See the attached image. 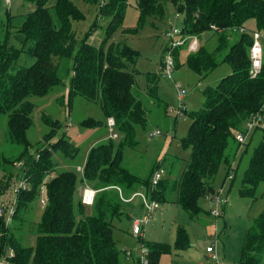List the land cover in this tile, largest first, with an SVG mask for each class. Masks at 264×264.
<instances>
[{"label":"trees","instance_id":"1","mask_svg":"<svg viewBox=\"0 0 264 264\" xmlns=\"http://www.w3.org/2000/svg\"><path fill=\"white\" fill-rule=\"evenodd\" d=\"M24 1L31 2L34 9L25 13L17 24L16 45L9 40L11 22L5 23V28L0 23V116L7 117L10 142L23 148L13 160L0 154V197L20 178L26 179L29 188L18 193L12 223L5 226L0 217V255L11 250L10 264H121L112 218H130L134 203L122 201L114 186L124 197L143 190L159 205L172 200L194 218L201 212L200 197L213 192L212 183L222 162L228 165L227 176L234 172L232 163L240 144L235 139L236 133L246 132L245 124L253 115L264 124V0H136V27L125 31L134 33L148 20L152 23L162 20L165 4L170 1L177 13L183 15L182 32L194 36L206 31L216 34L214 46L199 45L194 53L188 54L186 66L203 77L222 63L231 68L216 85L203 89L202 106L188 114L190 124L181 139V144L190 148L184 168L175 178L168 171L153 189L150 178L158 163L146 177L123 165L125 150L138 143L137 128L144 129L147 124L146 106L134 88L136 71L130 69L139 53L124 42L106 46L112 32L123 25L127 0H82L97 6L95 20L82 39H77L72 27L73 21L84 19L76 0H56L52 4V0ZM99 18L107 19V25L101 44L95 46L87 37ZM250 18L255 19L256 30L263 37L262 66L254 78L249 75L252 40L249 33L239 31ZM24 57L33 61L20 64ZM177 59L176 51V64ZM69 61V97L78 95L97 103L105 120L109 116L115 119L119 133L117 140L107 138L93 144L85 156L79 181L99 190L91 206L74 199L78 184L75 171L63 169L54 173V152L71 157L78 150L65 132L49 143L61 126L59 120L42 115L43 122L51 128L44 135L49 146L37 148L35 157L27 153L30 146L27 131L32 125L35 107L31 97H44L54 86L63 85L58 70ZM158 78L157 74L147 72L146 89L161 106ZM163 111H167L166 102ZM98 124L100 121L93 118L82 121L87 127ZM254 130L253 133L260 131L261 138L252 149L238 187L240 196L253 200L258 187L264 185V126ZM231 147L233 151L227 153ZM245 148L246 152L248 147ZM16 162L21 166L14 172L12 166ZM49 174L52 176L45 182L46 201L36 227L35 244L23 245L16 238V230ZM236 176V173L232 176V182ZM261 197L264 199V188ZM142 237L137 239L148 250L149 264H158L160 256L170 252L169 245ZM174 243L177 250L189 246L184 228L177 230ZM135 264H138L136 259ZM239 264H264V206L246 231Z\"/></svg>","mask_w":264,"mask_h":264},{"label":"rangeland","instance_id":"2","mask_svg":"<svg viewBox=\"0 0 264 264\" xmlns=\"http://www.w3.org/2000/svg\"><path fill=\"white\" fill-rule=\"evenodd\" d=\"M55 1L52 0L51 4ZM127 2L123 25L112 32L106 46L111 42H124L138 51L139 55L135 65H130V69L134 68L136 71L134 88L146 106L147 124L144 129L137 128L136 138L138 143L135 147L125 150L123 165L131 172L146 177L151 167L158 163L161 164L166 173L171 171V178H175L184 168L190 154V148L181 144V139L185 136L190 124L188 114L202 106L203 96L201 93L203 89L207 86L216 85L222 77L231 72V68L228 64L222 63L203 77L186 66L185 60L190 52L185 46L173 49L172 55L174 58L176 51L177 56L180 55L174 69V78L186 89L183 101L180 103L173 88V83L163 77L159 64L161 56L168 48L169 40L166 37V32H170L174 28L181 31L183 15L177 13L174 4L168 1L165 4V15L162 20H156L153 23L148 20L142 28L132 33L125 31V29L136 27L138 12L136 0H127ZM75 3L83 13L84 19L73 21L72 27L77 39H82L95 20L97 6L86 4L82 0H76ZM33 9L34 5L28 1L12 0L8 4L6 0H0L1 27L5 28V23L8 25V21L12 24L9 38L11 44H17L14 33L22 16ZM106 25L107 19H97L94 28L87 37V41L92 45L99 46L104 38ZM243 28L249 34L256 31L255 19L246 20ZM232 34L235 36L236 33ZM196 37L201 44L206 45L208 48H212L216 43V34L212 31L203 32ZM261 42H263V37ZM32 61L31 58L24 57L20 64H30ZM70 69L71 61L68 62L67 66L61 64L58 73L63 79V85L54 86L44 97H31L35 107L32 112V125L27 131V138L30 141L27 153L35 157L37 148L49 146L44 140V135L51 128L43 122L42 115L46 114L54 120H59L61 126L49 140V143H53L62 132H65L67 138L78 147V150L71 157H64L60 152H54L52 154V158L56 163L54 173L63 169L77 173L78 184L74 199L78 200L80 198L79 188L81 182L76 167L83 166L86 152L90 146L105 139L107 127L105 117L97 103L88 101L78 95L72 99L69 97ZM147 72L159 76L158 94L162 99L161 106H158L156 100H153L147 94L145 77ZM165 102L168 105L167 111L164 113L163 105ZM179 104L182 106L180 113L178 112ZM88 118L99 120L100 124L90 127L83 126L82 121ZM6 120L7 117L2 114L0 116V154L13 160L23 148L22 145L10 142ZM153 131H159L160 134L151 136ZM260 138L261 133L257 131L253 133L251 139L249 136L246 142L239 144L237 155L232 163L234 168L232 176L235 173L237 174L233 182L227 176L228 165L222 162L212 183L213 192H207L198 201L201 212L196 217L190 218L187 212L172 200L159 205L158 210L146 225L142 237L149 242H160L169 245L170 252L162 254L158 264H239L246 231L264 206V199L261 197L263 184L258 187L255 200L238 194L240 175L248 163L253 147ZM246 146L248 150L245 152ZM232 148H229L226 152L231 153ZM17 163L19 162L12 166L14 172H17V169L21 166ZM52 174L46 175L37 198L31 202L28 213L16 230V238L23 245L34 246L35 244L36 227L45 206L42 203V200L46 199L45 182L51 178ZM8 196L9 190L0 197V201ZM217 196L221 200L218 207ZM172 197H174V194ZM136 205H138L137 201ZM131 209L133 214L131 217H139L143 214L140 206ZM87 210L89 211V208L86 207L85 214H87ZM131 217L128 219L125 217L112 218L113 235L117 248L120 250L121 264H127L123 259L127 250L132 249L134 256H140L141 242L131 235ZM179 228H184L189 238V246L183 250H177L174 243ZM208 246L214 248V253L209 254L206 251ZM210 255H215L214 259H211Z\"/></svg>","mask_w":264,"mask_h":264},{"label":"built area","instance_id":"3","mask_svg":"<svg viewBox=\"0 0 264 264\" xmlns=\"http://www.w3.org/2000/svg\"><path fill=\"white\" fill-rule=\"evenodd\" d=\"M12 0H6V2L9 4ZM211 29H214V26H211ZM239 31L241 33H247L245 32L244 28H239ZM252 37V44L249 49V57H250V69H249V75L251 78H254L257 76V74L261 70L262 66V58H263V51H262V34L259 31H254L250 33ZM166 37L169 40L168 42V48L163 53L161 62H160V70L162 71V75L164 78L170 80L173 83V88L176 92L177 99L180 103H182L183 98L185 96L186 89L185 87H182L181 84H179L174 79V69L175 66V60L173 57V49L180 48L182 46H185L186 49L190 53H194L198 47H199V40L194 35H188L185 34L182 31H179L178 29L174 28L170 32H166ZM182 109V106L179 104L178 106V112L180 113ZM105 125L107 127V138L112 140H117L119 138V133L117 132L115 128V119L112 116H109L105 120ZM263 127L264 124L260 122L258 119V116L253 115L251 119H249L245 124V130L246 132L243 134L241 132L236 133L235 139L240 143H244L247 141L250 133L256 128V127ZM160 134L159 131H153L151 136ZM76 171L79 172L81 175L83 172V166H77ZM166 171L165 169L159 164L158 167H156L152 174H151V188H155L159 181L165 176ZM228 178H232V174L228 175ZM79 188V200L81 203L85 206H91L94 202V198L96 193L99 191L98 189H95L94 187L90 186L88 183L84 182L80 184ZM113 188V186H111ZM116 189H118L120 198L124 202H134L139 201V205L142 209V213L139 217L132 216V228H131V234L138 238L142 237L144 235L145 227L150 222L153 214L158 210L159 203H157L155 200H152L143 190H138L130 194L128 197H124L122 195V192L120 189L116 186H114ZM29 183L26 181L25 178H20L13 182L11 185V188L9 190V196L5 199V197L0 201V217L3 220V223L5 226H9L12 223L13 217L16 212V206H17V196L18 193L23 190H28ZM46 199L42 200V203L45 204ZM217 201V207L221 203L220 197H216ZM133 215V214H131ZM206 251L209 254L214 253V248L212 246H208L206 248ZM140 256L137 257L135 255V259L138 264H149L148 259V250L145 246L141 244L139 249ZM126 257H131L133 255L132 250L125 251ZM13 256V252L11 250L5 251L3 254L0 255V264H10V258ZM215 255H210L211 259H214Z\"/></svg>","mask_w":264,"mask_h":264},{"label":"crops","instance_id":"4","mask_svg":"<svg viewBox=\"0 0 264 264\" xmlns=\"http://www.w3.org/2000/svg\"><path fill=\"white\" fill-rule=\"evenodd\" d=\"M200 43V45H201V42H199ZM180 56V55H179ZM178 56V57H179ZM161 59H162V56H161V58H160V61H161ZM180 62V61H179ZM183 65V64H182ZM159 66H160V64H159ZM178 69V68H177ZM145 77H146V75H145ZM175 79V78H174ZM158 80H160L159 78H158ZM200 82V81H199ZM158 85H159V83H158ZM202 94V93H201ZM200 94V95H201ZM168 105V104H167ZM105 139H107V136H105ZM104 139V140H105ZM91 147V146H90ZM89 147V148H90ZM88 148V149H89ZM88 151V150H87ZM86 154H87V152H86ZM134 204H133V208L134 207H136V206H140L139 205V201H137V203H138V205H136V201L135 202H133ZM132 235V234H131ZM133 236V235H132ZM134 237V236H133ZM136 238V237H135ZM137 239V238H136ZM132 250V249H131ZM133 253V252H132ZM123 259H124V261L127 263V264H135V256L134 255H132L131 257H126V255H125V253H124V257H123Z\"/></svg>","mask_w":264,"mask_h":264},{"label":"bare ground","instance_id":"5","mask_svg":"<svg viewBox=\"0 0 264 264\" xmlns=\"http://www.w3.org/2000/svg\"><path fill=\"white\" fill-rule=\"evenodd\" d=\"M174 60H175V58H174ZM175 66H176V62H175Z\"/></svg>","mask_w":264,"mask_h":264}]
</instances>
